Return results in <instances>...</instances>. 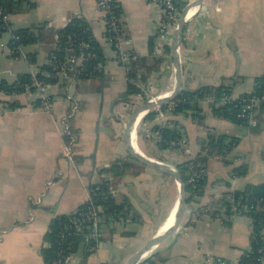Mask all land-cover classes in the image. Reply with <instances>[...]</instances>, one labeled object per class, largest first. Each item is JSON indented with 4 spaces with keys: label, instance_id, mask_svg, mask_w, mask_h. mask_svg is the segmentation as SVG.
Wrapping results in <instances>:
<instances>
[{
    "label": "crops",
    "instance_id": "0c3cea01",
    "mask_svg": "<svg viewBox=\"0 0 264 264\" xmlns=\"http://www.w3.org/2000/svg\"><path fill=\"white\" fill-rule=\"evenodd\" d=\"M181 1L188 4L193 0ZM119 4L123 29L131 39L124 46L152 65L154 58L160 57L154 54L161 19L158 7L150 0H119ZM194 8L180 45L181 53L189 57L188 68L183 71V88L227 85L235 97L252 92L256 77L264 73V0H203ZM76 15L88 22L105 55L99 74L75 76L69 83L60 76L51 89V111L36 107L35 93L14 96L0 90V100H11L18 106L0 114L3 264H46L41 247L51 220L75 211L90 197L93 183L107 180L115 201L127 202L135 215L104 219V243L89 252L81 241L71 254L70 264H126L173 209V197H168L166 188H172L174 182L178 186L176 179L128 156L124 130L133 108V95H125L126 71L107 38L97 0H27L20 10L11 13L9 22L12 29L41 24L59 28ZM9 31L7 42L0 43V55L3 52L9 67L0 68V77L14 82L23 73L37 72L56 45H26V52L35 53V62H29L11 53ZM42 46L46 53L39 59ZM165 53L167 64L163 60L149 74V86L155 93H164L176 84L173 54ZM68 84L78 103L70 117L76 150L73 160L63 155L66 140L61 120L74 105L67 96ZM214 106L209 100H201L196 116L179 112L168 113L165 118L157 115L142 119L148 125L172 120L184 131L190 153L178 148L162 149L156 140L152 141L154 145L149 143L159 159L175 166L197 155L210 133L237 138L225 157L209 158L202 194L188 201L179 228L145 257L158 251L154 258L159 264H221L217 257L236 263L251 247L253 219L247 214L229 218L223 208L216 211L219 208L213 203L229 192L264 181V105L255 110L256 124L218 116ZM139 135L150 140L142 127ZM119 159L135 168L116 176L107 169ZM238 167L243 170L240 174L235 173ZM145 258L137 264H149Z\"/></svg>",
    "mask_w": 264,
    "mask_h": 264
},
{
    "label": "trees",
    "instance_id": "16d2710c",
    "mask_svg": "<svg viewBox=\"0 0 264 264\" xmlns=\"http://www.w3.org/2000/svg\"><path fill=\"white\" fill-rule=\"evenodd\" d=\"M26 1L27 0H1L4 6L8 8V11L10 13L20 10V8L24 5ZM175 2L180 10L187 5V1L175 0ZM120 11L121 7L120 4H118V6L116 7V12L118 15H120ZM4 30H11L12 32V38L10 41V47L12 49L21 46L25 51L26 45L36 42L55 44L56 46L52 48L48 54V59L53 58L54 56H57L60 59H64L65 56L70 52L79 54L81 52L80 44L82 42H88L90 43V47L86 48L85 51H91L94 54L90 55L88 58L85 59V69H82L81 73L78 76L92 77L101 72L102 65L105 60V55L98 41L95 39L88 22L81 16H73L66 25L59 28H54L53 26H50L48 24H41L12 29L9 21L5 22L0 20V31ZM151 49L153 50V44ZM164 49L167 53L171 54L172 46L170 44H166L164 46ZM18 54L19 53L17 51L13 53L14 56ZM26 56V60H28L29 62H35L34 52H26ZM20 57L23 58V55L19 54V58ZM164 59L165 57L163 56L155 57L153 64L147 65L145 58L139 55L136 61V70H133L127 74L128 88L125 95L128 96L133 92L139 93L141 91L140 86H137L136 83L132 82L131 79H136L141 81L142 83H145L146 85H149V74L154 68H159ZM45 71H53V66L49 63L48 60L39 68L37 72H34L32 74L23 73L14 82H9L6 79L0 77V90L11 95L13 93L19 94L24 93V86L26 84H31L35 80V78H39L52 83H57L60 80L59 75L48 77L45 75ZM35 91V87L33 86L32 93H35ZM224 91L231 92L230 87L227 85H204L198 88L197 90H189L183 88L182 91L174 98L177 101V105L173 110L169 111V113L181 112L196 116L198 115L199 111L200 98H202L206 94H214L217 97H220ZM253 94L258 95L261 98L260 103L254 109L256 110L257 107L264 105V73L256 77L255 89L252 92L243 93L237 100L229 102L227 104H215L213 110L218 116L249 124L244 118L238 116V112L241 110L243 99ZM39 103L40 98L37 97L36 104ZM12 104L15 105L16 103L12 102ZM164 106L166 107L167 103ZM157 115L158 111L152 110L144 116V119L152 118ZM153 127L154 129H159L162 132L161 140L158 141V145L162 149L177 148L178 140L183 135L185 136V133L181 129V127H179L177 123L172 120L168 121V123L164 126H161L160 123H155ZM64 136L66 142H68L70 140V137L68 135ZM173 142H175V144H173ZM236 144L237 138L235 136H230L224 133H210L203 149H208L210 157L216 155L225 157L231 150V148ZM209 158H206V162H208ZM137 161L140 164H144L139 160ZM196 161H198V157L177 164V167L184 174V177L186 179V187L188 192L187 201H189L197 193V196H200L202 194L207 179L206 170L204 178H201L197 182L199 183L198 186L202 187L201 190H198L196 186L197 183L195 184L193 181H190V177L192 174V168L190 167V163ZM133 167L135 166L132 165L130 162L121 161L119 159L115 161L107 170L113 172L116 176H119ZM242 172L243 170L241 169V167L235 169L236 174H240ZM164 174L170 175L168 173ZM96 185H100L101 190L103 191H108L110 187L109 182L107 180L100 181ZM261 197L264 198V181L260 183H251L248 184L245 189L234 190L225 194L221 199L213 203V207L219 208L216 209V211L223 208V212H225V214H231L233 213L232 207L234 206V204L237 205L239 211L241 208H244L245 205L256 203L257 199ZM104 203L106 205V210L104 212V216L106 218L104 219H108L107 221L114 218H127L128 216L133 217L135 215L130 209V205L127 202L118 203L115 201L113 195H109V197L104 201ZM87 205L88 203L83 202L78 207L80 209H84L87 207ZM241 211L242 214H247L253 219L254 230L251 240V247L243 253L237 264H262L259 257L264 254V251L261 250V247H263L264 244V211L255 209H251L249 211ZM77 214L78 212L75 211L71 213L58 214L51 220L49 228L44 236L45 243L41 247V253L44 257V261L46 264H53V261L56 259V257H58L59 251H62L65 254H72L76 251L78 244L81 241L86 243L89 252L92 251L90 249L92 242H90V240L88 239L89 234L92 232V228L90 227H86L78 233L73 232L69 234V232H67V235H65V237L61 236L62 233L66 231V226L72 222V219ZM104 219L100 223L102 231ZM158 253L159 252L156 251L152 255L145 258V262L149 264H159L154 258L156 255H158ZM101 264L116 263L102 262Z\"/></svg>",
    "mask_w": 264,
    "mask_h": 264
},
{
    "label": "built area",
    "instance_id": "2783aa9c",
    "mask_svg": "<svg viewBox=\"0 0 264 264\" xmlns=\"http://www.w3.org/2000/svg\"><path fill=\"white\" fill-rule=\"evenodd\" d=\"M156 4L158 7L159 12L161 13V19L158 24V31H157V41L154 48V54L156 56H165V49L164 46L166 44L172 45V39L174 32L176 30L177 22L181 15V10L179 9L178 5L176 4L175 0H150ZM119 4V0H97V7L99 10L100 15L102 16V19L105 23V31L108 40L112 45L114 46L115 53H116V59L118 62L122 64L124 67L126 74L129 72L136 70V61L138 59L139 54H137L135 51L127 49L124 46L125 42L130 41L131 39L127 37L120 17L116 12V7ZM198 7V6H197ZM197 12V11H196ZM11 13L8 11V8L4 6V4L0 0V20L2 21H9ZM191 17V16H190ZM188 17V19L190 18ZM81 52L79 54L70 52L68 53L64 59H60L57 56H54L53 58L48 59L49 63L53 66V71H45V75L48 77L52 76H64V79L69 83L72 80V77L78 76L82 69H85L84 61L86 58H88L90 55H93L91 51L86 52L85 49L90 47V43L88 42H82L80 44ZM11 53H15L17 51L19 54L23 55V58H26V52L21 46L16 47L15 49L11 48ZM19 54L14 57H19ZM188 55L186 53H181L180 51V61L182 65V71L187 70L189 65V59ZM165 64H167V57L164 59ZM101 65V63H100ZM172 67V66H171ZM132 82L136 83L137 86H140V93L148 94V98L145 101H150L152 99H155L158 95L164 94H151L148 93L149 90H147V85L145 83L142 84L139 80L131 79ZM55 85V83L44 81L39 78H35V80L31 84H26L24 86V93H32V87H35V93L38 95V98H40V103L36 104V107L42 108L45 110H53L54 109V98L52 97V87ZM70 84H68L67 90H68V98H71L74 100V105L71 109V112L66 114L62 117V127L64 131V135H68L70 137V140L66 142V153L65 155H69V157L72 158L74 155V137L71 129V123H70V117L73 115V113L78 108V103L76 98L74 97V94L70 92ZM12 95H18V93H13ZM240 96L235 97L232 95L229 91H224L223 94L220 97H217L214 94H206L202 98L199 99V102L201 100H209L213 102L216 105L221 104H227L229 102H233L237 100ZM37 99V98H36ZM144 101V102H145ZM261 98L258 95H251L249 97H246L243 99L241 110L238 112V116L244 118L249 124H256L257 120L255 118V107L260 103ZM13 101L11 100H0V114H3L5 112L13 110L15 107H18L14 104H12ZM167 106L165 107L164 105ZM161 105H157L154 109L158 111V116L160 118H165L169 111L173 110L175 106L177 105V101L175 99H172L168 102H166ZM148 113V112H147ZM146 113V114H147ZM168 122L162 121L160 123L161 126L166 125ZM154 125L150 124L146 127H142L144 131L147 132L149 138L155 137L157 141L161 140L162 132L159 129H154ZM186 135L182 136L178 140V146L177 148L180 150L184 149L186 152H189L190 150L186 147L188 146ZM175 144V142H173ZM198 157V161L191 162L190 167L192 168V174L190 177V181H193L195 184L201 179L204 178L205 171L207 170V162L206 158L208 159L210 157L208 153V149H203L200 151L199 154L194 155V157L190 159H194ZM222 158V156H219ZM189 160V159H188ZM194 168V169H193ZM97 183H93L90 185V197L85 201V203H88L87 207L84 209H80L77 207L75 212H78V214L72 219V222L66 226V231L62 233V237H65L67 235V232L69 234L73 232H81L86 227L92 228V232L89 234L88 239L90 242H92V245L90 247L91 250H97L103 243V231L100 227V223L105 218L104 212L106 210V205L104 201L109 197V195H113V190L111 187H109L108 191L101 190L100 185H96ZM199 183H197L198 190H201L202 187L198 186ZM198 194V193H197ZM195 194V196H197ZM251 209L255 210H261L264 211V198H258L256 203H251L250 205H245L244 208H241L238 211V207L236 204L232 207L233 213L231 214H225L229 218L234 217L235 215L242 214L241 210L249 211ZM72 230V231H70ZM263 237H264V231H263ZM261 250L264 251V244L263 247H261ZM71 254H65L62 251L58 252V257L53 261V264H70ZM262 264H264V254H262L259 257ZM216 260L220 262L221 264H237L232 261H228L226 259H223L222 257H217Z\"/></svg>",
    "mask_w": 264,
    "mask_h": 264
},
{
    "label": "water",
    "instance_id": "95a60500",
    "mask_svg": "<svg viewBox=\"0 0 264 264\" xmlns=\"http://www.w3.org/2000/svg\"><path fill=\"white\" fill-rule=\"evenodd\" d=\"M203 0H193L189 2L181 11L180 18L177 22L176 30L173 35L172 39V54H173V66L174 72L176 77V84L171 93L167 92L161 95H158L155 99L150 101H145L141 103L130 115L129 119L126 122L125 130H124V142L126 148L130 152V154L139 160L140 162L161 171L162 173H168L172 175L176 181L178 182L179 186V196L177 199V209L175 211V217L172 225L166 230L161 232V226L158 228L157 232L151 236L137 251H135L127 260L126 264H137L143 258L147 256L151 251H153L156 247H158L167 237H169L174 231H176L186 213L187 204H188V192L186 187V179L184 174L180 171V169L168 162L155 158L146 154L143 150L139 147H136L134 144L133 139V127L138 122L139 117L141 114L143 118L146 113L156 107L157 105L164 104L172 99H174L183 89V71L182 65L180 61V45L183 40L185 26L188 20V13L190 10L196 6L202 4ZM173 209L171 210L170 214L167 218L171 216ZM0 264L2 263L0 257Z\"/></svg>",
    "mask_w": 264,
    "mask_h": 264
},
{
    "label": "rangeland",
    "instance_id": "374dc122",
    "mask_svg": "<svg viewBox=\"0 0 264 264\" xmlns=\"http://www.w3.org/2000/svg\"><path fill=\"white\" fill-rule=\"evenodd\" d=\"M10 37V31L9 30H5V31H3L1 34H0V43L3 41V42H7V39ZM45 53H46V48L45 47H41L40 48V53H39V59H42L44 56H45ZM7 67H9V65H8V61H7V59H6V57H5V55L3 54V52H1V55H0V68L1 69H5V68H7ZM172 69H173V67H172ZM3 75H5L6 77H8L9 79H10V75H8L7 73H3ZM127 75V74H126ZM143 84V83H142ZM147 87V90H149L148 91V93H151V94H154V95H157V94H161V93H155V92H153L151 89H150V86L149 85H147L146 86ZM165 91V90H164ZM167 92H169V91H166V92H164V93H167ZM140 93V92H139ZM131 95H133L132 96V98H131V100H130V103L132 104V106H133V108H132V111H131V113H130V115L132 114V112L141 104V103H143L147 98H148V94L146 95L145 93H142V94H138V93H131ZM155 108V107H154ZM154 108H152V109H150L149 111H152V110H156V109H154ZM148 111V112H149ZM147 126V123H145V121H143L142 120V122L140 123V128L141 127H146ZM64 127H62V129H63ZM73 133V132H72ZM186 135V134H185ZM73 137H74V134H73ZM187 137V136H186ZM137 140H138V142H139V145L141 146V149L146 153V154H148V155H150V156H153V157H155V158H158L159 159V157H157V155H155L156 154V152H155V150H153L154 149V147L153 146H150V144L152 145H154V143H152V141L154 142L155 140L157 141V139L154 137H151L150 136V140L148 141V140H146L143 136L141 137L140 135L138 136V138H137ZM136 140V141H137ZM187 142H188V146H186L189 150H190V148H189V139H188V137H187ZM74 143H75V138H74ZM74 143H73V146H74ZM150 143V144H149ZM65 147H66V144H65ZM64 147V149H63V155H64V157H66V158H69V159H74V157H75V152H76V150H75V147H73L74 148V155L72 156V158L71 157H69V155H65V151H66V148ZM144 148H146V149H144ZM184 151L186 152V150L184 149ZM186 153H190V151L189 152H186ZM131 154H130V152L128 151V156L131 158V159H135L134 161H136V163H138V161L136 160V158H134V157H132V156H130ZM192 157H194V155H192L190 158H192ZM189 158V159H190ZM160 160H162V159H160ZM135 167H133V169H134ZM166 193L168 194V197L170 198V196H172L173 197V202L175 203V201H176V199L178 198V195H179V186H177V184H176V182H174L173 183V185H172V188L171 187H169V186H167V188H166ZM37 201L39 200L40 201V197L38 198H35ZM186 214V213H185ZM185 219V216H184V218H183V220ZM183 220H182V222H183ZM1 236H2V232L0 233V238H1Z\"/></svg>",
    "mask_w": 264,
    "mask_h": 264
},
{
    "label": "bare ground",
    "instance_id": "6f19581e",
    "mask_svg": "<svg viewBox=\"0 0 264 264\" xmlns=\"http://www.w3.org/2000/svg\"><path fill=\"white\" fill-rule=\"evenodd\" d=\"M194 9H195V8H192V9L190 10V12L188 13V17H190V16L193 14ZM174 87H175V86H174ZM173 89H174V88L169 89V90H168L169 93H171V92L173 91ZM142 115H143V114L140 115L138 122L135 124V126L133 127V130H132V133H133V139H134V144L136 145V147H139V148H141V147H140L139 143H138L136 140H137V138H138V130H139V127H140V123H141V121H142V119H143V118H141ZM177 183H178V182H177ZM177 199H178V198H177ZM177 199H176V201H175V203H174V205H173V211H172V213H171V216H170L169 218H166V219L163 221V223L160 225V226H161V232L166 231V230L172 225V223H173V221H174L175 211H176V209H177V206H176V204H177ZM147 255H149V254H147Z\"/></svg>",
    "mask_w": 264,
    "mask_h": 264
}]
</instances>
